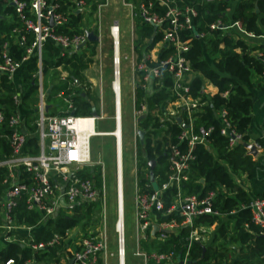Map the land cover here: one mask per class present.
<instances>
[{"label": "built area", "instance_id": "2783aa9c", "mask_svg": "<svg viewBox=\"0 0 264 264\" xmlns=\"http://www.w3.org/2000/svg\"><path fill=\"white\" fill-rule=\"evenodd\" d=\"M112 2L123 5L131 23L138 21L151 26V46H156L157 56L152 63L148 56L136 53L137 45H133V24L130 23L131 38V77L132 88L136 86L146 89L150 84V92L163 87L169 99L167 106L158 115L161 130L166 140L162 146L166 157L167 169L163 173L165 179L156 184V177L149 171L144 174L145 182L139 186L137 176L136 136L139 130L137 121L133 120V152H132V201L134 207V245L132 255L142 264H190L189 247L192 242L201 244L206 234L205 226L197 223L202 215L219 216L210 204L212 193L204 198L195 194H183L180 185L188 180L189 162L194 158L191 149L194 144L206 147L207 135L211 128L202 125L195 127L194 113L199 111L204 101L199 96L189 93L191 67L184 53L190 46L191 35L204 37L205 31L197 29L194 16L196 10L189 1L177 0H4V4L12 7L19 25L11 27L0 43V76L12 81L14 91L11 93L15 107L6 110L0 103L1 138L8 152L0 157L2 170L0 186V230L3 232H20L29 234L34 226L17 223L14 208L22 201L26 211L40 215L37 224L58 214L72 215L75 207H92L98 209L96 225L86 232L78 227L65 229L60 234H53L47 242L28 244L33 251L46 246L60 245L56 251L57 260L50 264H105L106 257V207L103 167L91 159V139L94 137H110L113 149V183L115 220V264H126L123 229V139L120 115V65L123 58L121 52V29L118 20L112 19L102 25V11ZM164 7L162 13L157 7ZM10 19V14H4ZM78 16V22L70 23L72 17ZM220 26L219 20L208 23L209 28ZM64 28V29H63ZM92 31L96 40L91 42L86 32ZM104 31L108 39V62L110 65L108 82L112 96V129L101 131L95 128L96 120L103 118L101 111L93 109L84 113L75 106L79 90L83 82L69 75L67 67L73 56L91 58L85 70H90L96 77L91 82L98 88L99 99L102 92L103 57L101 49ZM158 38L152 43L155 35ZM9 39L19 43L22 52L13 57L9 50ZM49 40L58 47V52L51 58L56 61L49 72L56 71L52 83L47 82L42 69V44ZM137 55V56H135ZM34 57L35 68L32 81L35 85L36 100L33 103V118L29 121L33 130H29L23 122L24 109L19 107L21 91V75L18 73L22 63ZM59 60V61H58ZM264 64V58L261 60ZM168 79V83L164 82ZM24 85V84H23ZM144 103L133 109L134 117L144 111ZM220 108L216 114L220 121V134L227 139L228 149L241 142L242 135L235 132ZM180 120L176 121L175 117ZM167 123H176L179 132L175 142L170 141ZM264 128V119H263ZM34 137L33 146L28 139ZM184 143V150L179 144ZM258 147V144H255ZM99 166V186L96 187L92 177V167ZM89 170V176L81 173ZM202 180V179H200ZM174 187L172 200L164 208V193ZM96 203L93 208L91 203ZM246 208L250 221L264 232V192L252 198ZM156 228V230H154ZM181 228L188 231L181 240L184 247L181 252L174 248L162 250L144 249L141 242L150 243L155 239L163 242L168 234H179ZM12 241L13 238L5 237ZM20 242H23L22 240ZM2 264H17L13 258H7ZM22 264L32 263L26 260Z\"/></svg>", "mask_w": 264, "mask_h": 264}, {"label": "trees", "instance_id": "16d2710c", "mask_svg": "<svg viewBox=\"0 0 264 264\" xmlns=\"http://www.w3.org/2000/svg\"><path fill=\"white\" fill-rule=\"evenodd\" d=\"M196 10L194 22L197 29L205 31L204 37L191 35L190 46L184 55L187 57L193 75L189 79V93L192 96H199L204 101L201 109L194 115L195 127L202 125L204 128L210 127L211 130L207 135L208 147L213 152L207 150L201 144H194L191 149L193 159L189 162L188 180L180 185L183 194H195L198 198H204L212 193L210 204L213 210H216L219 216L202 215L197 219V223L204 226L216 225L215 230L210 236L208 244H198L192 242L189 247L190 264H264V232L250 221V214L246 208L250 199L245 192L232 182L226 171V166L232 170L244 171L250 173L253 162L249 156L243 155L244 149L241 143L248 139L246 134L247 125L250 120V92L247 91L240 81L249 82L253 74L260 75L264 78V64L261 61L264 58V40L256 46L247 47L244 42L233 37L227 32H223L221 27L209 28L208 23L216 19L225 22L228 19L235 20L246 31L252 34H261L260 24H264V0H237L234 5L232 0H188ZM0 0V43L3 41L2 33L5 35L10 32L11 27L19 25L18 20L11 6L4 4ZM162 13L164 7L156 8ZM9 13L10 19L4 14ZM78 16L72 17L70 23L76 25ZM138 34H148L151 26L136 21ZM64 29V28H63ZM158 38V34L153 38L152 43ZM142 38L138 37L140 41ZM151 43L146 44L149 47ZM42 69L46 76L49 69L56 61L52 57L58 52V47L51 41L46 40L42 44ZM238 49V50H237ZM9 50L13 57H19L22 47L19 43L9 39ZM59 61V60H58ZM85 60L81 56H73L69 62V72L72 75L82 78L80 69L84 66ZM35 68L34 57H29L21 64L18 73L21 75V91L19 93V107L24 109L23 122L29 130H33V125L29 124L32 120L33 103L36 100L35 85L32 81V72ZM203 78L209 80L215 87L216 91L207 97L201 90ZM167 84L168 79H164ZM24 84V85H23ZM14 91V84L9 81L5 75L0 76V103L5 106L6 110L15 107L12 101L11 93ZM85 94L86 91H85ZM89 96V95H88ZM169 99L168 93L163 87H157L152 92L146 93L145 89L135 87V107L140 101L146 103L149 112L141 121L140 127L147 130L143 143L137 145V176L139 186L145 182L144 174L148 172V161H155V166L151 172L156 177V184L159 185L164 179V172L167 169L166 157L163 155L160 142H154L151 145L150 134H156L154 130H148L147 124L151 121V127H157V116L152 112L157 108L159 113L160 103ZM82 101V100H81ZM82 109L90 107L88 101H82ZM225 109V115L229 120L231 127L235 132L242 135L241 142L231 149L227 147V139L220 134V121L216 112ZM152 113H151V112ZM167 130L170 134V141L175 142V136L179 132L176 123H167ZM0 130V157L8 152L7 146L1 138ZM35 138L28 139V145L33 146ZM180 150H184V143L179 144ZM216 162L217 164H213ZM92 177L95 186H99L98 168H92ZM2 170H0L1 179ZM82 177L89 176L88 169L81 173ZM203 178V181L200 179ZM2 187L0 186V192ZM174 187L164 193V208L171 200ZM229 193V194H228ZM231 193V194H230ZM93 208L96 203H91ZM92 207L83 209L75 207L72 215L58 214L53 218H47L42 223L37 224L40 215L36 212L26 211L22 201H19L14 208L15 220L17 223H23L27 226H34L29 234L20 232H3L0 231V237L13 238L12 241L0 245V264L7 258H13L17 264H22L26 260L32 263L50 264L57 260L56 251L60 250V245L46 246L42 249L31 250L28 244L47 242L53 234L62 233L65 229L78 227L81 231L92 227L95 220L92 219ZM235 213V217L229 221L218 219L220 216ZM232 227L228 231V224ZM93 224V225H92ZM92 225V226H91ZM179 234H168L163 242L155 239L150 243L141 242L144 249L157 248L168 250L174 248L181 252L184 248L181 244V238L188 231L181 228ZM23 242H20V241ZM229 242L239 244L238 255L230 256L233 250L228 248ZM203 249V251H202Z\"/></svg>", "mask_w": 264, "mask_h": 264}, {"label": "crops", "instance_id": "0c3cea01", "mask_svg": "<svg viewBox=\"0 0 264 264\" xmlns=\"http://www.w3.org/2000/svg\"><path fill=\"white\" fill-rule=\"evenodd\" d=\"M179 1H188V0H179ZM236 1L237 0H232L231 4L234 5V3ZM127 16H128V26L130 28L131 20H130V17L128 15V11H127ZM112 19L116 20L117 18H112ZM216 20H219V19H216ZM118 23H119V20H118ZM134 23L136 25V21H134ZM131 24H133V22ZM119 25H120V23H119ZM219 27L222 28L223 32H227V33L231 34L233 37L241 39L247 47L256 46L257 44L261 43L264 40V24H260V28L262 29V33L257 34V35L252 34L249 31H246L241 25L237 24L236 21L232 20V19H228L225 22L220 21ZM151 31H152V28H151L150 32ZM125 32L126 31H123V35ZM150 32L148 34H144V35L138 34L137 31L134 33L135 38H136V36H138V37L140 36V38H142L141 41L137 45L138 48L136 49L135 54H138V57L141 56L140 55L141 53H143L144 55H147L149 62L152 63L157 56L156 46L154 47V46L150 45L149 47H145V43L149 44L148 39H150L149 38ZM123 35L121 33V37H123ZM140 43H142L143 45L139 46ZM135 45H136V43H135ZM121 52H122V56H123L122 60L127 58L130 62L131 56H132L131 52H130V47H125V48L123 47L121 49ZM135 56H137V55H135ZM103 59H104V57H103ZM122 60H121V62H122ZM88 62H91L90 57H87V60L84 64V66L80 69V74H81L82 78H79L78 76L70 74V72H69L70 66L67 67L69 75L75 76L77 78L76 81L79 80L80 82L84 83V85L82 87H79V88L77 87V89L79 90V92H78L79 96H77L78 100L75 101V106H77L78 109H80V111L84 112V113L91 111L92 107L97 112L101 111L103 118L96 120V122L97 121H103L105 119H110L111 129H112V120H111L112 96H111V92H110L109 82L102 85V92H101V96L99 99V93H98L97 86L92 85L91 82H89L92 80L96 81V77L93 74V72H91L89 69L85 70L86 69L85 66H87ZM103 65L105 67V61L104 60H103ZM130 71H131V69H130ZM128 73L126 74V77H127L126 83L129 86L130 91H131V93H130V100H131L130 111L132 112L133 117H134L133 109L135 110L136 108H138L140 103H144V106L146 107L144 109L145 115L143 117H141L139 120L136 119L138 115L135 117V119L137 121V127L139 128V130H141L143 132V139L141 142H139L138 136H136L135 146H136V154H137V145H138V143L139 144L143 143V140L145 138V134L147 133L146 132L147 130L145 131L140 127V123L146 117L147 113L149 112V109H148L146 103L144 102V100L140 101L138 106L135 107V90H133V88H132L133 79L131 77V72L129 74ZM121 74H122V72H121ZM192 75H193V73L191 70L190 76H192ZM55 77H56V71H51V72L46 74L47 82L52 83V86L55 85V83L53 84ZM104 77H105V72H104V68H103L102 81H103ZM88 78H89V81H88ZM120 81H121V75H120ZM240 84H242V86L247 91L250 92V104H251L250 105V112H249L250 120H249V123L247 125V129H246V134L248 136V139L245 143L253 145L254 150H255V154L254 155L250 154L248 152V150L242 146V148L244 149L243 155L249 156L250 161L253 162V166H252L249 174H247L244 171H240V170L234 171V170L230 169L228 166H226V171L229 174V178L232 180V182L234 184H236L239 188H241L245 192L247 197L251 200L252 198L261 196L264 192V128H263V124H262L263 119H264V78L260 75L253 74L251 76L249 82L240 81ZM105 85H107V88L109 91V101H110V115L109 116H106L105 112L103 111V96L105 95V90H104ZM150 89L151 88H150V84H149L147 86V88L145 89V92L149 93ZM201 90L208 97L216 91V87L209 80H207L206 78H203ZM85 91L87 94H85ZM81 100L82 101L86 100L90 104L89 108L86 107L84 109L85 111H83V109H82V105H81L82 101ZM166 106H167V103L164 100L160 103L159 108L162 111V109L165 108ZM152 112L155 116H157L156 121L158 124H157L156 128L151 127V124H152L151 121H149V123L147 124V128H148V130H150V133L152 130H154L156 132L155 135H153L152 133L150 134L151 145H153L154 142L158 141V142H160V146L162 147L165 140H166V136H165L164 130H161L162 128H160V124L158 122V115L161 112L159 113V110L157 108L153 109ZM120 115H121V131H122V139H123V122H122L123 121V118H122L123 117V109H122V99H121V82H120ZM95 128H96V123H95ZM130 129H131V131L133 129V123L131 124V122H130ZM101 131H109V130H101ZM131 134H132V140H133V133L131 132ZM94 138H97V137H94ZM255 144H258V147H255ZM111 145H112V142H111ZM123 146H124V141H123ZM206 148L209 151L211 149L210 147H208V145L206 146ZM91 149H92V144H91ZM124 152H126V151H124V147H123V152H122L123 153V175H124L123 210L126 206V200L128 199L127 193H126V187H125L126 178H128V182H130V185H128V188H127V192H131L130 194H131V200H132V165H133L132 164L130 166V169L127 172V176H125V167L126 166H124ZM132 152H133V148H132V151L130 152L131 153V159H132ZM211 152H213L212 149H211ZM126 153H128V152H126ZM153 162H154L153 166H155L156 163H155L154 159H153ZM213 164L215 165L217 163L214 162ZM96 168H98V170H99V166ZM92 171H93V169H92ZM148 171H149V166H148ZM88 172H89V170H88ZM103 172H104L103 173L104 185H105V189H106V182H105V172L106 171L104 168H103ZM201 179H202L201 181H203V178H201ZM112 180H113V149H112ZM113 193H114V183H113ZM105 199H106V193H105ZM97 213H98V209H97ZM106 214H107V209H106ZM234 217H235V213L231 212L227 215L220 216L218 219H220L222 221H229L230 219H233ZM92 219H93V216H92ZM97 221H98V218L94 221L95 222L94 225L93 224L92 225L95 226ZM231 227H232V224L229 223L227 230L230 231ZM215 228H216V225L205 226L206 234H205L203 242L201 244H203V245L208 244V242L210 240V236H211L212 232L215 230ZM89 229H91V227L86 228L85 232L88 231ZM2 240H5L6 242L5 243L1 242ZM10 241L6 240L5 237H2V236L0 237V243H3L1 245H4ZM133 245H134V241H133ZM227 247L231 248L233 250V252H231L230 256L236 257L238 255V248H239L238 243L229 242ZM202 251H203V249H202ZM110 257L114 258L113 254L109 253V251L107 250L106 257H105V264H111L110 263V260H111ZM114 264H115V259H114Z\"/></svg>", "mask_w": 264, "mask_h": 264}, {"label": "rangeland", "instance_id": "374dc122", "mask_svg": "<svg viewBox=\"0 0 264 264\" xmlns=\"http://www.w3.org/2000/svg\"><path fill=\"white\" fill-rule=\"evenodd\" d=\"M112 18H117L120 23L121 33L123 35V31H126L121 37V49L124 47L131 46V38L129 37V26H128V16L126 8L118 2H112L108 7H106L101 14L102 25H106ZM137 31L135 23H133V34ZM134 41H132L133 45L141 41L138 40V36L133 37ZM143 44L140 43L139 46ZM104 52V61H105V77L103 79V85L108 82V74L110 65L108 62V39L106 37L105 31L103 35V44L101 48ZM131 66L130 62L127 58L123 59L120 65L121 74V99H122V109H123V141H124V166L125 167V176H127V172L132 165L131 159V151L133 148V140L130 129V122L133 123L135 117H133L132 112L130 111L131 100H130V88L127 85V77L126 74L130 71ZM128 73V74H129ZM105 95L103 96V111L106 116L110 115V101H109V91L107 85L104 86ZM137 127V124H136ZM96 129L98 130H110L111 129V121L110 119H105L103 121L96 122ZM111 139L109 137H97L91 140L92 149H91V159L93 162L102 163L103 168L105 169V182H106V199H105V207L107 209L106 214V252L113 254L115 252V233L113 231V224L115 220V212H114V193H113V180H112V145ZM126 153V154H125ZM98 167V166H96ZM128 178L125 180V187L128 199L126 200V206L123 210V229H124V244H125V262L126 264H142L141 261L132 255L133 250V241H134V207L133 201L131 200V192H127ZM93 220L98 218L97 209L92 212ZM94 222V221H93ZM1 242H6L2 240ZM3 243H0V245ZM111 258V257H110ZM111 264H114V258L110 260Z\"/></svg>", "mask_w": 264, "mask_h": 264}, {"label": "water", "instance_id": "95a60500", "mask_svg": "<svg viewBox=\"0 0 264 264\" xmlns=\"http://www.w3.org/2000/svg\"><path fill=\"white\" fill-rule=\"evenodd\" d=\"M86 37H87V39H88L89 41H91V42H93V41L96 40V35H95L92 31H87V32H86ZM144 115H145V111L142 112L140 115H138L136 119L139 120V119H140L141 117H143ZM175 119H176V121H179V120H180V117H179V116H176ZM137 136H138V140H139V142H141L142 139H143V132H142L141 130H138V131H137ZM241 144H242V146H243L244 148H246V149L248 150V152H249L250 154H252V155L255 154V150H254V147H253L252 144H247V143H241ZM153 164H154L153 160H150V161L148 162V166H149V174H150V180H151V176H152L151 169H152ZM154 230H156V228H154Z\"/></svg>", "mask_w": 264, "mask_h": 264}]
</instances>
